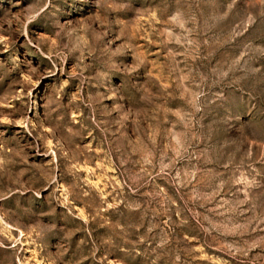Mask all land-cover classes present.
<instances>
[{
	"label": "rangeland",
	"instance_id": "1",
	"mask_svg": "<svg viewBox=\"0 0 264 264\" xmlns=\"http://www.w3.org/2000/svg\"><path fill=\"white\" fill-rule=\"evenodd\" d=\"M0 264H264V0H0Z\"/></svg>",
	"mask_w": 264,
	"mask_h": 264
}]
</instances>
